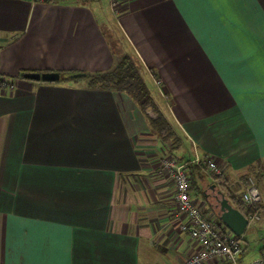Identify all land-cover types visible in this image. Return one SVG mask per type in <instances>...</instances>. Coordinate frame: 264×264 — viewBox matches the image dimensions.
Listing matches in <instances>:
<instances>
[{
	"label": "crops",
	"instance_id": "obj_1",
	"mask_svg": "<svg viewBox=\"0 0 264 264\" xmlns=\"http://www.w3.org/2000/svg\"><path fill=\"white\" fill-rule=\"evenodd\" d=\"M95 3L0 0V76L15 83L0 91V264H185L200 249L164 165L179 157L128 95L19 76L109 70L124 52L117 37L183 135L182 163L221 171L190 188L203 213L219 222V191L242 197L261 171L251 235L264 240V0ZM247 229L243 261L264 255Z\"/></svg>",
	"mask_w": 264,
	"mask_h": 264
},
{
	"label": "trees",
	"instance_id": "obj_2",
	"mask_svg": "<svg viewBox=\"0 0 264 264\" xmlns=\"http://www.w3.org/2000/svg\"><path fill=\"white\" fill-rule=\"evenodd\" d=\"M25 73L26 71H22L19 76L24 78ZM55 73L60 75L59 82L61 83L84 80L87 89L125 93L137 105L147 120L150 129L168 153L175 156L176 152L182 147L184 137L171 119L166 106L158 98L157 94L153 95L151 93L145 78V69L136 54H123L113 68L105 71L94 73L59 71ZM80 74L83 77H78ZM153 75L156 81H160L155 73ZM203 160L194 165H191L189 160L184 163L186 164L185 170L189 176L192 188H197L196 178H201L208 171L207 165L203 163ZM182 161V157L177 159L179 163H182ZM261 174V171L258 169L252 171V175L256 177L258 185L260 177H262ZM213 177L219 179L221 176L219 174ZM221 190L231 200V203L246 217L260 210L259 205L247 207L242 201L241 195H233L230 190L225 188ZM241 238L242 236L237 237L238 240Z\"/></svg>",
	"mask_w": 264,
	"mask_h": 264
},
{
	"label": "built area",
	"instance_id": "obj_3",
	"mask_svg": "<svg viewBox=\"0 0 264 264\" xmlns=\"http://www.w3.org/2000/svg\"><path fill=\"white\" fill-rule=\"evenodd\" d=\"M117 2L118 0H111L113 6ZM156 83L160 86V81L157 80ZM14 88L15 83L13 80L0 76V91H11ZM201 161L202 159L197 156L193 160L196 163H200ZM203 163L207 165L211 175L221 174L220 169L212 160L204 159ZM164 165L173 176L177 211L186 219L181 229L188 232L190 237L200 246V249L185 264H204L209 260H220L224 264H264V255L250 261H243L241 258L243 248L237 237L225 228L222 222H216L195 205L190 195L191 184L185 170L186 164L179 163L173 158H167L164 160ZM242 201L247 207H254L261 202L260 191L254 175L248 178L242 194ZM259 211L247 216L249 224L260 219Z\"/></svg>",
	"mask_w": 264,
	"mask_h": 264
},
{
	"label": "water",
	"instance_id": "obj_4",
	"mask_svg": "<svg viewBox=\"0 0 264 264\" xmlns=\"http://www.w3.org/2000/svg\"><path fill=\"white\" fill-rule=\"evenodd\" d=\"M24 79L35 82L55 83L60 81V75L55 72H29L24 74ZM78 77H83L82 74ZM220 198L217 199L219 204V220L236 236L241 237L248 225V218L240 212L230 200L224 195L222 191H219Z\"/></svg>",
	"mask_w": 264,
	"mask_h": 264
},
{
	"label": "rangeland",
	"instance_id": "obj_5",
	"mask_svg": "<svg viewBox=\"0 0 264 264\" xmlns=\"http://www.w3.org/2000/svg\"><path fill=\"white\" fill-rule=\"evenodd\" d=\"M111 5V0H96V3L93 5L96 9H99V10H104L105 12H107V10H109V6ZM117 40H118V43L117 45L123 49L124 52L121 51H118V57L121 58V56L123 55L122 53H125V54H132L131 51H129V49H127L126 47V44L123 42V40L119 37H117ZM80 82H84V80L80 81ZM149 84V87H150V90H151V93L153 95L157 94V90L154 88V86L151 84V83H148ZM184 148H182L181 150L179 149L177 152H176V155L178 157H187V151L189 149H187L186 152H184ZM214 176V175H212ZM216 222H218V220L214 219ZM256 222H252L250 225H248V229H247V232H246V235H247V238L249 239L248 241V245L247 246L245 243H243V245L247 246L248 249L250 251H252L253 253H259L260 251V247L264 245V240L262 239V236L261 235H254L252 236L251 234L255 233L256 229L254 228ZM256 234V233H255ZM245 235V234H244ZM250 235H251V238H250ZM249 236V237H248ZM257 255V254H256Z\"/></svg>",
	"mask_w": 264,
	"mask_h": 264
}]
</instances>
